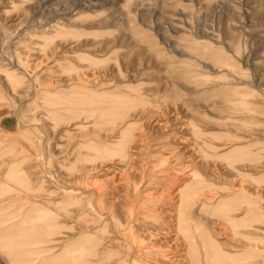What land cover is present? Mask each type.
Instances as JSON below:
<instances>
[{
	"label": "rangeland",
	"instance_id": "rangeland-1",
	"mask_svg": "<svg viewBox=\"0 0 264 264\" xmlns=\"http://www.w3.org/2000/svg\"><path fill=\"white\" fill-rule=\"evenodd\" d=\"M0 264H264V0H0Z\"/></svg>",
	"mask_w": 264,
	"mask_h": 264
}]
</instances>
